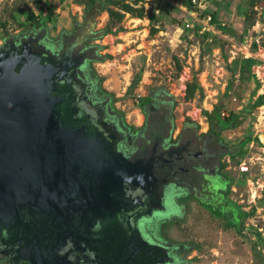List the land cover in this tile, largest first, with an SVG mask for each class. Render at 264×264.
<instances>
[{"label":"flooded vegetation","instance_id":"obj_1","mask_svg":"<svg viewBox=\"0 0 264 264\" xmlns=\"http://www.w3.org/2000/svg\"><path fill=\"white\" fill-rule=\"evenodd\" d=\"M89 29L73 24L56 39L31 30L0 45V59L24 46L55 65L71 54L74 65L56 81L70 89L75 137L68 162L54 139L51 150L42 149L32 168L34 192L0 218V264H188V248L161 226L186 220L192 202L201 213L202 202L216 209L231 203L222 164L235 148L194 122L176 126L167 95L151 93L125 114L91 69L100 52ZM108 231L116 247L123 234L118 255L101 242Z\"/></svg>","mask_w":264,"mask_h":264},{"label":"rangeland","instance_id":"obj_2","mask_svg":"<svg viewBox=\"0 0 264 264\" xmlns=\"http://www.w3.org/2000/svg\"><path fill=\"white\" fill-rule=\"evenodd\" d=\"M41 1L42 11L34 7L33 0H0V45L31 30L56 39L62 31H71L75 22L87 29L91 24L94 39L108 29L105 36L91 42L98 46L99 59L107 56L91 62V69L104 94L125 114L137 108L136 102L157 92L173 100L176 126L189 121L199 132H208L211 113L223 99L220 115L233 116L236 127L220 134L222 143L236 150L243 144L236 157H226L222 164L231 181L222 184L229 188L224 197L231 203L214 210L218 205L202 202L206 211L201 213L198 207L192 209V202L186 220L164 224L161 232L172 242L190 247L183 255L188 264H264V146L258 142L259 135H264V98L260 106H252L264 96V0H254L252 5L249 0H191L192 8L186 0H121L125 8L113 7L117 15L113 19L97 9L87 19L85 6L75 0ZM183 8L193 11L194 17ZM31 10L36 19H29ZM202 10L216 12L218 22L231 34L223 35V30L211 24L206 31L217 41L209 38L206 43L192 34V28L205 19L199 15ZM47 16L49 21L42 24ZM186 21L192 28L184 27ZM245 59L255 63L247 70L249 79L246 75L247 82L242 83L238 76ZM229 85L231 91L224 98ZM241 162L249 167L246 175L238 171ZM232 203L247 215L241 234L223 218L228 209L237 217Z\"/></svg>","mask_w":264,"mask_h":264},{"label":"water","instance_id":"obj_3","mask_svg":"<svg viewBox=\"0 0 264 264\" xmlns=\"http://www.w3.org/2000/svg\"><path fill=\"white\" fill-rule=\"evenodd\" d=\"M70 59L71 54L66 52L55 65L25 46L0 59L1 219L16 213L24 194L34 192L32 168L38 165L36 158L44 153L42 149H52L51 140H55L60 161L68 162L75 138L69 110L71 92L56 79L74 65ZM262 136L258 140L264 145ZM122 237L120 233L122 242L116 247L114 234L108 231L101 242L107 251L118 255L125 246Z\"/></svg>","mask_w":264,"mask_h":264},{"label":"trees","instance_id":"obj_4","mask_svg":"<svg viewBox=\"0 0 264 264\" xmlns=\"http://www.w3.org/2000/svg\"><path fill=\"white\" fill-rule=\"evenodd\" d=\"M41 2H42L41 0H33L34 7L37 8V9H40ZM75 2L80 4V5H84L85 6L84 11H85V17L86 18L93 14L92 11L94 9H97V11H107L109 13L111 19H113L114 17L117 16L116 13L113 11V7H116L117 5L124 7L121 0L120 1L119 0H117V1L116 0H86V2L82 1V0H75ZM249 3L252 5V4L255 3V1L254 0H249ZM186 5H187V7H191L192 8L191 0H186ZM48 8L51 9L50 6ZM40 11H42V9H40ZM199 15L201 17L202 16L203 17L204 16L205 17H210L211 26L215 27L219 31L223 30L222 31L223 35H227V34H225L227 31L231 34L230 30H228L227 28L226 29L223 28L224 27L223 24H220L218 22V20H217L218 15L216 14V12H211L209 10H202V12H200ZM28 17H29L30 20L36 19V16L34 15L32 10L29 12ZM48 21H49V16L41 19V23L42 24H46V22H48ZM75 24H77V23L75 22ZM201 25L202 24H200V25L198 24L194 28H192L191 33L196 35V36H198V37L201 36V38L203 40H205L206 43L209 40V38H210L211 42H212V40H216L217 41V37L216 36H212L210 31L204 30L203 32H200L202 30V27H203ZM184 27H183V29H185ZM107 33H108V29L102 30L100 32V34H99V38L105 36V34H107ZM229 33H228V35H230ZM106 57L107 56H103L102 58H100V60H105ZM242 63H243L242 64L243 66H241L240 69H239L238 79H239V82L244 83V82H247L245 80V76L246 75L248 76V79H249L250 75H249L248 71H249L251 65L253 63H255V62L252 59H245V60H242ZM240 65H241V63H240ZM251 78H252V76H251ZM137 83H138V79L131 84L133 86V88H136ZM231 87H230V85L227 86V88L225 90V93L223 95L224 98H226L228 96V93L231 91ZM263 98H264V96L259 98V100L257 102H255V104H253L252 106L253 107L260 106ZM223 108H224L223 107V99H221L219 104H217L215 106V108H214V110L211 113V116L209 118V133L213 134L214 136H219L226 129H231V128H235L236 127V124L234 123V117L233 116L229 115L228 117H223V118L221 117L220 114L222 113ZM244 111H248V110H244ZM247 141H249V140H247ZM258 142H259V140H258ZM242 145L237 147L238 150H236V149L233 150V153L231 154L232 158L236 157L239 154V149L241 148ZM211 211L214 212V210H211ZM236 211H238L237 213L235 212L237 217L234 216L233 211L230 210L228 212L226 211L227 213H225V217L224 218H226V220L228 222V226L229 225L232 226L233 228H235L237 233L241 234L242 233V229H244V226H241V223H242V220H244L247 217V215L244 212H239L238 208H237ZM179 243L182 244V245H185V247H187L188 249L190 248L185 243H181V242H179Z\"/></svg>","mask_w":264,"mask_h":264},{"label":"built area","instance_id":"obj_5","mask_svg":"<svg viewBox=\"0 0 264 264\" xmlns=\"http://www.w3.org/2000/svg\"><path fill=\"white\" fill-rule=\"evenodd\" d=\"M192 3L195 4L194 1H192ZM183 12H185V13L188 14L189 16L194 17V15H193V11L191 12V11H189V10L183 8ZM209 25H210V17H205V19L202 20V26L204 27V28H202V31H204V30H209V29H210V28H209V27H210ZM205 27H206V28H205ZM185 28H186V29H188V28H192V25H190L189 22L186 21V22H185ZM207 28H209V29H207ZM239 170H240V172L245 173V172H248V171H249V167L247 166V164H246L245 162H242V163L239 165ZM258 188L261 189V188H262V185H259Z\"/></svg>","mask_w":264,"mask_h":264},{"label":"clouds","instance_id":"obj_6","mask_svg":"<svg viewBox=\"0 0 264 264\" xmlns=\"http://www.w3.org/2000/svg\"><path fill=\"white\" fill-rule=\"evenodd\" d=\"M77 24H78V23H77ZM184 26H185V24H184ZM98 39H99V38H98ZM263 146H264V145H263ZM241 163H242V162H241ZM241 163H240V164H241ZM245 163H246V162H245ZM240 164H239V165H240ZM238 171L240 172V170H239V166H238ZM240 173L243 174V175H246V174H247V172H245V173L240 172Z\"/></svg>","mask_w":264,"mask_h":264},{"label":"bare ground","instance_id":"obj_7","mask_svg":"<svg viewBox=\"0 0 264 264\" xmlns=\"http://www.w3.org/2000/svg\"><path fill=\"white\" fill-rule=\"evenodd\" d=\"M262 139L264 140V137L262 136Z\"/></svg>","mask_w":264,"mask_h":264}]
</instances>
